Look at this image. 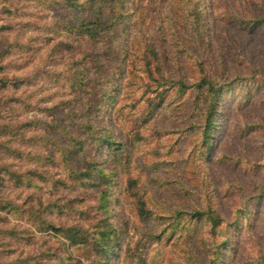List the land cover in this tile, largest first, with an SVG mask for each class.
<instances>
[{"label": "rangeland", "instance_id": "obj_1", "mask_svg": "<svg viewBox=\"0 0 264 264\" xmlns=\"http://www.w3.org/2000/svg\"><path fill=\"white\" fill-rule=\"evenodd\" d=\"M0 264H264V0H0Z\"/></svg>", "mask_w": 264, "mask_h": 264}, {"label": "trees", "instance_id": "obj_2", "mask_svg": "<svg viewBox=\"0 0 264 264\" xmlns=\"http://www.w3.org/2000/svg\"><path fill=\"white\" fill-rule=\"evenodd\" d=\"M211 112L209 113V114H207L206 115V117H205V128H207L208 127V125L210 124V121H211ZM105 141H108V142H110L111 141V139H109L108 137L107 138H105L104 139ZM91 165H94V163H92ZM49 226V225H48ZM51 226V225H50ZM51 228V230H53V231H55L56 232V228L55 227H50ZM111 250H112V246H110L109 248H105V251H104V257H108L109 256V254H110V252H111Z\"/></svg>", "mask_w": 264, "mask_h": 264}]
</instances>
